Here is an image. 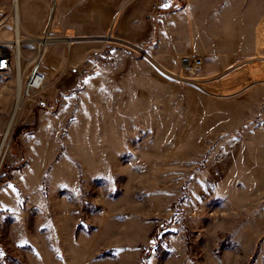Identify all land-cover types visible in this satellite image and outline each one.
<instances>
[{
	"label": "rangeland",
	"instance_id": "1",
	"mask_svg": "<svg viewBox=\"0 0 264 264\" xmlns=\"http://www.w3.org/2000/svg\"><path fill=\"white\" fill-rule=\"evenodd\" d=\"M216 1L171 68L121 35L127 0H23L27 33L85 39L48 46L47 83L23 98L0 156V264H264V50L244 27L253 0ZM11 8L0 0V19ZM16 74L0 72V144Z\"/></svg>",
	"mask_w": 264,
	"mask_h": 264
},
{
	"label": "crops",
	"instance_id": "2",
	"mask_svg": "<svg viewBox=\"0 0 264 264\" xmlns=\"http://www.w3.org/2000/svg\"><path fill=\"white\" fill-rule=\"evenodd\" d=\"M50 1L52 9L55 10L56 7L54 8L52 0ZM156 1L159 0H127L130 10L134 13L128 18H121V23L125 21L130 22L129 31L126 34L121 33V35L147 43L169 67L176 68L182 63L183 54L187 52L185 42H192L194 39L200 37V23L209 17L210 14V7L206 8V6L215 5L217 1L183 0L180 7L172 8L171 10L163 7L153 17H148L150 5ZM161 1L165 4L171 3L174 6L172 0ZM230 2L232 11L237 8L241 12L244 11V0H230ZM37 3L36 0V6ZM22 6L23 0H21V21L23 26H28V19L24 20L25 23L22 20V15L24 17V10L22 14ZM251 6L254 8V14L246 22L244 21V17H242L243 13L238 16L236 14L233 16L238 17L237 19L241 17L239 20L245 22V28L257 29V50L262 51L264 50V0H253L251 1ZM27 17H30L29 13H27ZM30 19L35 22L31 26L33 31L42 29L44 22L35 21V19H38L36 7L32 8V17Z\"/></svg>",
	"mask_w": 264,
	"mask_h": 264
},
{
	"label": "built area",
	"instance_id": "3",
	"mask_svg": "<svg viewBox=\"0 0 264 264\" xmlns=\"http://www.w3.org/2000/svg\"><path fill=\"white\" fill-rule=\"evenodd\" d=\"M12 0V8L8 15L0 19V72L8 73L14 69L16 58H18V48L17 46L8 40V38L4 37L2 34V29L5 27L10 28L15 35H17L16 30V23L14 22V15L15 9L13 7ZM52 4L54 7L57 6L58 0H52ZM54 35L50 33H46L43 35H32L29 33H23V40H22V48H26L28 46H32L34 50V54L31 57V62L29 65V72L25 78V85H24V98L30 97L37 91L43 90L45 84L47 83L48 75L44 69V60L47 53V48L51 43L54 42H64L68 44H74L78 42L84 41V36H70V35H61V40H52ZM114 42H119L127 46L128 48L135 49L138 52L144 53L145 57L155 66L156 69L160 70L159 67L161 62L157 61L153 58V56L143 50V48L137 44H133L130 41L115 37ZM74 41V42H72ZM183 62H188V58H183ZM164 65V64H163ZM28 69V68H27ZM161 71V70H160ZM162 72V71H161ZM168 73L171 74L172 77L179 78V76L174 71L168 68ZM169 74V75H170ZM168 75V74H167ZM39 103L45 105L44 100H40Z\"/></svg>",
	"mask_w": 264,
	"mask_h": 264
},
{
	"label": "bare ground",
	"instance_id": "4",
	"mask_svg": "<svg viewBox=\"0 0 264 264\" xmlns=\"http://www.w3.org/2000/svg\"><path fill=\"white\" fill-rule=\"evenodd\" d=\"M13 7L15 9V15L13 17L14 22L17 24L16 26V30H17V35H15L13 33V31L10 29V32L12 33V37H6L8 38L9 41L13 42L17 48H18V58H16L15 61V68H16V72H17V79H16V83H17V95H16V100H15V105L12 111V114L10 115V118L8 120V124L6 125V130L3 134V139L2 142L0 144V156L2 154V152L4 151L6 145H7V139L10 135V132L13 128V126L16 123V119H17V115L18 112L20 110V107L22 108V102H23V98H24V68H23V51H22V40H23V33H27V31L25 30V27L22 24L21 21V0H14L13 2ZM52 40H61L60 36H54V38H52ZM74 42V41H72Z\"/></svg>",
	"mask_w": 264,
	"mask_h": 264
},
{
	"label": "snow or ice",
	"instance_id": "5",
	"mask_svg": "<svg viewBox=\"0 0 264 264\" xmlns=\"http://www.w3.org/2000/svg\"><path fill=\"white\" fill-rule=\"evenodd\" d=\"M164 7H167L168 5L167 4H165V5H163Z\"/></svg>",
	"mask_w": 264,
	"mask_h": 264
}]
</instances>
